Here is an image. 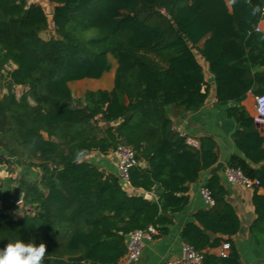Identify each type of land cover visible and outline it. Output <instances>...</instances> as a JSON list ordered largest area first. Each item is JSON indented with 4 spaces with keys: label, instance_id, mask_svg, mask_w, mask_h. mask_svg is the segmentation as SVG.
I'll list each match as a JSON object with an SVG mask.
<instances>
[{
    "label": "trees",
    "instance_id": "trees-1",
    "mask_svg": "<svg viewBox=\"0 0 264 264\" xmlns=\"http://www.w3.org/2000/svg\"><path fill=\"white\" fill-rule=\"evenodd\" d=\"M31 1L0 0V77L16 67L0 98V149L41 177L20 180L22 202L33 209L22 219L14 192L1 194L0 247L35 240L46 244L44 264H120L132 233L152 227L154 240L167 237L190 203L189 186L219 161L213 136L189 145L167 112L205 106L211 87L200 60L215 79L218 105L239 126L233 142L243 157L232 156L228 169L259 182L251 232L261 245L264 132L243 102L250 92L264 96V32H255L264 0H49L51 21ZM50 23L55 34L43 39ZM111 57L113 89L75 103L70 84L102 79ZM16 87L25 89L20 98ZM121 146L139 162L130 185L152 198L129 195L118 176L85 160ZM206 188L214 205L193 215L182 241L202 264H243L233 240L241 221L227 189L215 177ZM224 243L227 257L211 253Z\"/></svg>",
    "mask_w": 264,
    "mask_h": 264
},
{
    "label": "crops",
    "instance_id": "crops-1",
    "mask_svg": "<svg viewBox=\"0 0 264 264\" xmlns=\"http://www.w3.org/2000/svg\"><path fill=\"white\" fill-rule=\"evenodd\" d=\"M50 5V8L53 9L54 5ZM43 8L47 10L46 7ZM262 29L264 32V23L262 25ZM200 61L204 68L205 77L211 87L210 96L205 106L197 112H186L181 108L170 106L167 108V112L169 117L173 120L175 128L178 132L182 131L184 134L197 141L205 135L214 137L219 148L218 163L223 162L226 164V167L222 171L220 180L227 189L228 201L236 210V213L241 221L240 232L233 238V240L238 248L242 263L264 264V227H262L263 231L258 238L261 241V245L256 243V240L251 232L252 227L257 220L253 204L254 191L252 189H248L239 182H230L226 174L230 158L234 155L243 157L242 153L239 152L233 142V135L239 130V126L234 120L228 118L227 108L218 105L215 79L210 73L208 65L203 60ZM13 67L15 68V66ZM116 69L114 71V78ZM112 70L113 68L111 71ZM107 74H105L100 80H83L73 82L70 84V88L72 90V85L79 82L91 84L102 83ZM113 87L114 80L110 86H99L89 91L112 90ZM255 98L256 95L253 92H250L247 95L246 100L243 102V105L248 113L256 119ZM259 129L264 132V124H260ZM1 154L0 159H7V162H0V168L2 166H6V169L0 172V196L4 191L12 190L18 199L20 197L18 189L20 180L22 178H27L32 181H39L41 171L37 168H31L24 163L19 164L17 162H13L16 160V157H11L6 152L2 151ZM85 160L98 166L108 174L118 176L117 161L113 152L108 155L95 152L87 156ZM208 172L209 171L202 172L198 182L189 186L190 203L183 212L174 216L175 222L174 225L170 227L169 235L162 239H157L151 242L147 241L144 244L141 259L132 264H165L166 261L181 256L184 246L181 238V232L184 226L193 221V215L196 212L211 208V206L206 204L202 197V189L206 187L207 183L211 179ZM122 187L129 195H143L145 197L150 196V198H152L150 194H147L142 190L134 189L130 184H122ZM259 193L264 195V190H260ZM1 210L2 206L0 204V212ZM211 253L219 255L220 248L213 249ZM120 264H124L123 261Z\"/></svg>",
    "mask_w": 264,
    "mask_h": 264
},
{
    "label": "built area",
    "instance_id": "built-area-1",
    "mask_svg": "<svg viewBox=\"0 0 264 264\" xmlns=\"http://www.w3.org/2000/svg\"><path fill=\"white\" fill-rule=\"evenodd\" d=\"M49 17V16H48ZM52 18V15H51ZM50 19V18H49ZM51 21V20H50ZM264 23V8L262 12V20L261 22L257 25L255 28V32L257 33H262V25ZM51 25L54 28V25L51 23ZM20 87H16V90H19ZM22 89V88H21ZM16 96L19 98L21 96L17 95ZM255 111H256V122L258 124H264V96H256L255 98ZM180 134L185 136L182 131H179ZM188 144L193 146V147H199V142L193 138H188ZM116 161H117V170H118V177L120 179V182L122 184H130L129 183V172L132 168L136 167L139 162L137 160L135 152L128 147L121 146L119 147L116 151L113 152ZM226 174L229 178V181L232 183H241L244 186H246L248 189L254 188L255 185H258V181H250L246 178L243 177V175L240 172H235L227 168ZM202 197L204 201L206 202L207 205L213 206L214 201L211 196V192L205 187L202 189ZM22 201L18 200L17 204H21ZM157 232L154 228H149L146 231H136L132 233L127 242V254L122 260L124 264H132L134 262H137L141 259L142 257V251L144 248V244L149 241H154V235H156ZM230 251V244L229 243H224L220 247V256L222 257H227ZM202 256L195 252L192 248L189 246L185 245L183 246L182 249V254L181 256L170 259L166 261L165 264H202Z\"/></svg>",
    "mask_w": 264,
    "mask_h": 264
},
{
    "label": "rangeland",
    "instance_id": "rangeland-1",
    "mask_svg": "<svg viewBox=\"0 0 264 264\" xmlns=\"http://www.w3.org/2000/svg\"><path fill=\"white\" fill-rule=\"evenodd\" d=\"M32 3V1L30 2ZM33 3L35 4H39L43 7H46L47 10H45L49 16V20H51V14L53 12V9L50 8L51 7V2L49 0H33ZM53 5V4H52ZM54 28L50 23V30L47 33L42 34L44 36L43 39H47L50 35H54ZM111 63H112V68L113 70L111 72H109L105 78L103 79L102 83H96V84H91V83H83V82H79V83H75L74 85H72V91H73V98L75 103L83 100V98L85 97L86 93L89 90L95 89L99 86H103V87H107L110 86L114 80V71L117 67V62L111 57ZM16 68V67H15ZM12 66H8L5 71L3 72V76L0 77V98H2L4 95H6L8 93V89H7V75L10 71H12L13 69H15ZM22 88V89H21ZM15 94L17 95H22L25 91V89L23 87H20L19 90L14 89ZM21 97V96H20ZM19 97V98H20ZM0 149V157H1V152L4 150ZM19 159V158H18ZM16 158V160H14L13 162H19ZM23 161H28L27 156L23 157ZM21 164V163H19ZM18 200L23 201V197H19ZM32 214L33 213V209L29 206H24L23 202L21 204H19V209L16 210L14 212V216L16 219H22L24 217L25 214Z\"/></svg>",
    "mask_w": 264,
    "mask_h": 264
},
{
    "label": "clouds",
    "instance_id": "clouds-1",
    "mask_svg": "<svg viewBox=\"0 0 264 264\" xmlns=\"http://www.w3.org/2000/svg\"><path fill=\"white\" fill-rule=\"evenodd\" d=\"M45 254V243L17 239L0 247V264H44Z\"/></svg>",
    "mask_w": 264,
    "mask_h": 264
},
{
    "label": "water",
    "instance_id": "water-1",
    "mask_svg": "<svg viewBox=\"0 0 264 264\" xmlns=\"http://www.w3.org/2000/svg\"><path fill=\"white\" fill-rule=\"evenodd\" d=\"M42 38H44L43 35H41ZM199 56V54H197ZM258 124V123H257ZM258 126H260V124H258ZM226 167V164L223 162H219L216 166H214L212 169L209 170L208 174L211 177H215V178H221V174L223 169ZM6 169V166H2L0 168V172L4 171ZM147 199H150V196L146 197ZM2 211V210H1Z\"/></svg>",
    "mask_w": 264,
    "mask_h": 264
}]
</instances>
